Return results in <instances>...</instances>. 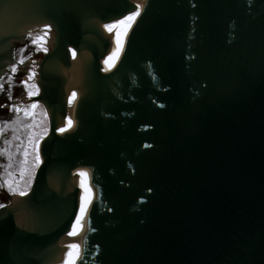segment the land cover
Wrapping results in <instances>:
<instances>
[{"label": "water", "instance_id": "1", "mask_svg": "<svg viewBox=\"0 0 264 264\" xmlns=\"http://www.w3.org/2000/svg\"><path fill=\"white\" fill-rule=\"evenodd\" d=\"M143 2L0 0V51L55 36L52 127L0 207V264H64L70 244L75 264H264V0H146L109 60L99 21Z\"/></svg>", "mask_w": 264, "mask_h": 264}, {"label": "rangeland", "instance_id": "2", "mask_svg": "<svg viewBox=\"0 0 264 264\" xmlns=\"http://www.w3.org/2000/svg\"><path fill=\"white\" fill-rule=\"evenodd\" d=\"M30 30L33 34H37V39L40 43H44L48 46L47 49L52 48L54 35L49 32L43 33L33 29ZM24 48L21 49L22 53H25ZM37 50L41 53L40 48H37ZM39 57L40 55H35L34 53L30 55V52L27 56V58H35L36 61ZM29 69H31V71L29 70L26 74L24 77L25 80L31 73H34L33 78L37 79L39 77L38 70H36L35 74L34 66L29 67ZM34 79L27 81V86L25 87L26 92L24 93L25 96H29V92L36 93L38 90L39 87ZM30 97L31 96L27 98V105L24 106L25 110L11 117L12 121L7 124L8 128L0 131V136L3 138V146L0 149V152L3 153V155H1L2 161L0 162V164L2 163V169L0 170V205L8 204L10 202V196H15L21 191L28 192L37 168V162L35 160L36 147L38 145L41 160V144L51 126L50 120L48 122L44 108L41 105L39 107L37 106L35 109L30 107L32 105L29 100ZM35 103L38 104L39 101ZM25 112H27L28 115H25ZM10 115L12 116V114ZM14 137H18V139ZM25 151L28 153L27 156L24 155ZM11 189H15V192H12Z\"/></svg>", "mask_w": 264, "mask_h": 264}, {"label": "flooded vegetation", "instance_id": "3", "mask_svg": "<svg viewBox=\"0 0 264 264\" xmlns=\"http://www.w3.org/2000/svg\"><path fill=\"white\" fill-rule=\"evenodd\" d=\"M30 29H32V27H29L27 29L26 37L24 39H12L10 44L5 48H3L1 50L2 53H0L3 54L1 55L2 58L0 59V77L4 78L3 80H0V83H3V87H4V91L0 92V128H3L4 125L10 123V121H12L11 117L15 116L16 113H21L25 110L24 106L27 105L26 101L27 98H29V96L27 95L25 96L24 93L26 92L25 90L26 86L22 84L21 81L25 80L24 77L29 72V70L31 71V69H29V67L31 66L35 67L34 69L35 74H36V70H38V74L40 75L39 73V69L41 68L40 63L44 59V56L51 50V49H47L48 46L46 44L40 43V41L37 39V34H33V32ZM34 40L36 41V43H33ZM23 48L25 50V53L21 52L22 51L21 49ZM37 48H40L41 53L37 50ZM29 52L30 55H33V53L35 55L36 54L40 55L39 59L36 61L35 58L34 59L27 58ZM21 59L24 60L23 64L18 63L19 60ZM13 65H16L17 67V72L14 75L10 71ZM61 74L60 71L54 73L55 76L53 77L55 78L54 80L55 84L60 85L62 83ZM8 76H12L11 82H7ZM34 80H36V83L39 88L36 91V94L32 95L29 100L32 104H36L38 107L41 105L44 108L45 115L48 119L49 111L47 110L46 106L40 100L37 99V97L41 95V87L38 82L39 77ZM9 83H11L10 92H9ZM9 96L11 98H9ZM36 101H39V103L38 104L35 103ZM15 107H18L20 111L19 112L14 111L13 109ZM10 114H12V116ZM49 132H50V128H49ZM2 146H3V138L2 136H0V149ZM1 161H2V157L0 155V162ZM1 169H2V163L0 164V170Z\"/></svg>", "mask_w": 264, "mask_h": 264}, {"label": "bare ground", "instance_id": "4", "mask_svg": "<svg viewBox=\"0 0 264 264\" xmlns=\"http://www.w3.org/2000/svg\"><path fill=\"white\" fill-rule=\"evenodd\" d=\"M146 0H144L143 3H141L140 5L134 7L133 9L127 11L124 15H122L121 17L108 21V22H104V21H99V25L100 28L102 29V31L108 36L109 40H110V46L107 49V54L113 58H118L121 57L128 37H129V33L137 19V17L135 18L134 21H126L125 24L120 25L119 21L121 20H125L126 17L133 15L135 12L137 11H141L144 4H145ZM106 25H116V27L113 28V30L111 32H109L106 28ZM33 30L39 31V32H43V33H51L52 35H54L53 33V27L50 23L45 22V23H41L38 24L36 26L32 27ZM117 33H119V40L117 39ZM55 38V37H54ZM54 44V43H53ZM51 126H50V131H51V127H52V122H50ZM50 145H52L53 143V137H51L50 141H49ZM41 159H42V155H41ZM41 161V160H40ZM28 193V192H25ZM17 196H20V194H16L15 196H13V198H16Z\"/></svg>", "mask_w": 264, "mask_h": 264}, {"label": "snow or ice", "instance_id": "5", "mask_svg": "<svg viewBox=\"0 0 264 264\" xmlns=\"http://www.w3.org/2000/svg\"><path fill=\"white\" fill-rule=\"evenodd\" d=\"M139 15H140V12L137 11V12H135L133 15H130V16L126 17L125 20H121V21H119V24H120V25H123V24H125L126 21H134L135 18H136L137 16H139ZM114 27H116V25H106V28H107V30H108L109 32H111V31L113 30ZM116 35H117V39L119 40V35H120V34L117 33ZM41 39H42V38H41ZM33 43H36V41L34 40ZM45 50H46V49H45ZM73 55H75V53H73ZM111 59H112V57L110 56V57H109V60H111ZM18 63L23 64V63H24V60L21 59V60H19ZM105 63H108V61H105ZM10 71H11V73L14 75V74L17 72V67H16V65H13V66L11 67ZM33 77H34V73H31V74L26 78V80L21 81V83L24 84L25 86H27V81L33 79ZM3 79H4L3 77H0V80H3ZM11 81H12V76H8V77H7V82H11ZM3 91H4L3 83H0V92H3ZM10 91H11V83H9V92H10ZM35 94H36L35 92H29V93H28L29 96H32V95H35ZM75 96H76V94L73 93V94H72V100L75 99ZM9 98H11V97L9 96ZM69 102L71 103V100H70ZM30 107H31L32 109H35V108L37 107V105H36V104H32ZM13 110H14V111H17V112L20 111V109H19L18 107H15ZM25 115H28V113L25 112ZM71 126H72V121L69 119V121H68V127L70 128ZM7 127H8V125H4L3 128H0V131H3V130L6 129ZM66 130H67L66 128H60V129H59L60 132H64V131H66ZM14 138H17V139H18V137H14ZM27 154H28L27 151H25L24 155L27 156ZM0 155H3V153L0 152ZM35 160H36V162H37V166H38L39 161H40L38 145H37V147H36V156H35ZM80 175H81L82 177H86V176H87V174H86V173H83V172L80 173ZM11 191H12V192H15V189H11ZM19 194H20L21 196H23V195H25L26 193L23 192V191H21ZM0 207H3V205H0ZM85 211H86V206L82 205L81 208H80V215L77 217V220H76V224L73 225V230H72L71 232H69V235H70V236H72V235H77V234H78V233H77V225H80L81 220H82V217H83ZM68 248H69V251H68V253H67V257H68L69 259H66V260L64 261V264H75V258H73V251H75V253H76V258H78V257H79V245H77V244H70V245L68 246Z\"/></svg>", "mask_w": 264, "mask_h": 264}]
</instances>
